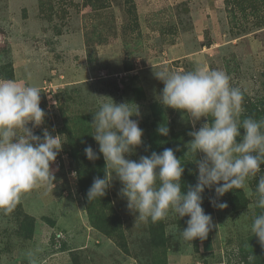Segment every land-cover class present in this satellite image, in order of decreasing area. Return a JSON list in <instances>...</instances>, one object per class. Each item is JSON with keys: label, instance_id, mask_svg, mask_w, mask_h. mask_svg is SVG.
<instances>
[{"label": "rangeland", "instance_id": "374dc122", "mask_svg": "<svg viewBox=\"0 0 264 264\" xmlns=\"http://www.w3.org/2000/svg\"><path fill=\"white\" fill-rule=\"evenodd\" d=\"M249 6L256 9L254 15ZM254 21L263 25L252 27ZM197 67L225 71L231 85L242 90L243 107L261 101L264 0H0V79L38 87L46 116L34 134L47 128L62 135L64 143L51 166L55 188L33 189L12 213H0V264H28L26 253L37 249L38 264H243L237 247L252 233L260 213L255 184L264 170L247 182V189L221 197L228 205L223 210L210 204L214 189H205L202 207L215 227L210 242L197 247L180 236L189 217L169 213L156 223L136 221L138 214L120 196L118 179L107 191L105 209L117 217L118 229L114 238L106 237L89 220L78 176L71 175L72 141L92 143L99 151L90 124L105 97L138 106L143 144L128 158L145 156L142 148L146 137L157 133L152 123L159 113L174 132L186 133L183 143L165 140L161 145L179 149L177 158L184 157L193 126L180 112L158 103L163 84L153 73ZM192 169L196 179L195 164ZM26 217L34 221L31 235L20 226ZM151 224L163 228L160 245L153 241Z\"/></svg>", "mask_w": 264, "mask_h": 264}, {"label": "clouds", "instance_id": "9594fccd", "mask_svg": "<svg viewBox=\"0 0 264 264\" xmlns=\"http://www.w3.org/2000/svg\"><path fill=\"white\" fill-rule=\"evenodd\" d=\"M153 74L163 84L158 103L180 112L193 126L183 159L189 157V163L196 165V184L182 190L185 165L175 154L179 149L165 147L138 160L128 158L143 144L138 106L105 97L106 102L101 103L90 124L94 129L91 136L105 161L104 176L94 178L87 199L91 202L103 198L112 181L118 179L122 185L120 196L126 199L129 211L138 214L136 221L156 223L169 213L179 219L189 217L180 236L192 244L196 239L205 240L215 227L212 216L202 207L205 189H214L215 198L210 204L223 210L228 205L220 201L221 197L233 189H247V182L261 173L264 118L241 120L244 94L231 85L230 76L223 70L164 68ZM40 103L38 87L0 79V213L4 215L12 213L22 196L33 189L55 188L51 166L64 143L62 135H53L47 128L42 135L34 134L33 129L45 122L46 113ZM201 120L204 122L196 129ZM156 132L167 137L169 128L163 123ZM84 154L92 162L100 158L92 146H87ZM71 175L78 176L75 171ZM255 197V207L261 211L250 230L264 247V175L259 176ZM38 251L26 253L28 264H38Z\"/></svg>", "mask_w": 264, "mask_h": 264}, {"label": "trees", "instance_id": "16d2710c", "mask_svg": "<svg viewBox=\"0 0 264 264\" xmlns=\"http://www.w3.org/2000/svg\"><path fill=\"white\" fill-rule=\"evenodd\" d=\"M242 4V1H240ZM240 5V10L242 12H246V8ZM250 8V14L254 15L256 12V9L253 6H249ZM260 24V25H259ZM257 25L261 26L263 25V22L260 21H254L251 22L252 27H256ZM262 28V27H261ZM259 28V29H261ZM239 29V27H237ZM242 29V28H240ZM246 29V26L244 30ZM130 69H126V71H129ZM245 114H241L242 120L246 117H252L254 119H261L264 118V98L260 101H257V103L250 102L248 105L243 107ZM243 113V112H242ZM166 123L169 128V135L167 137L160 136L157 133H154L152 136L146 137L145 144L143 146V152L144 155H151V152L155 151L157 153L162 152L163 149L166 147V145H161L165 140H169L170 143L174 144H180L181 139L185 137L186 133H182L183 131H180L179 133H176L173 131V126L171 124L167 123V120L163 117V114L159 113V117L155 118L153 121V127L156 131V128L158 125ZM92 142V141H91ZM183 143V142H182ZM86 142L83 140H79L77 142L72 141L70 144L71 148L69 151V156L72 159L73 166L75 172L78 174V187L80 195L83 198V202L85 204V210L89 217V220L91 221L93 227L105 235L108 238H114L115 233L118 229V227H115L117 225L116 218L110 217L106 212V207L108 206L107 200L109 199L108 192L107 194L99 199H95L91 202L87 199V192L88 189L91 187L94 178L97 176L103 178L104 176V161L102 155L99 154V151L92 147L98 155H100V158L94 162L89 161L85 154L84 149L87 147L85 146ZM89 146H92V143H90ZM180 156V159H182L181 163L185 165V171L182 176V187L183 191L187 190L188 185H195L197 180L194 178L193 173V163L190 162V158L186 157L185 160L183 157ZM264 168V165L261 166V169ZM256 183V187H257ZM205 195L203 196L204 199ZM238 199L240 201V198L237 194L234 195V200ZM238 203V202H235ZM204 201L203 204L204 205ZM261 210L256 208V212H260ZM22 228L28 232L30 235L33 232L34 227V221L30 217H26L20 224ZM161 227L160 229L155 228L154 225H150V232L153 235V241L158 243L159 245L162 243L164 232ZM211 235L210 232L208 234V237L201 241L199 239H196L193 241L194 246L197 247L198 244L201 243H207L210 242ZM238 250L240 255L243 257V264H264V247H262L258 241V238L254 237L252 233H249L246 240L242 241L240 245H238Z\"/></svg>", "mask_w": 264, "mask_h": 264}]
</instances>
